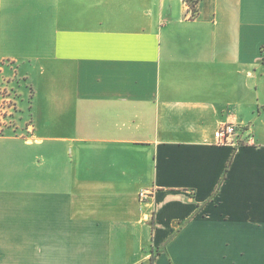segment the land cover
Masks as SVG:
<instances>
[{
	"label": "crops",
	"instance_id": "obj_1",
	"mask_svg": "<svg viewBox=\"0 0 264 264\" xmlns=\"http://www.w3.org/2000/svg\"><path fill=\"white\" fill-rule=\"evenodd\" d=\"M190 1L0 0V264H264V0Z\"/></svg>",
	"mask_w": 264,
	"mask_h": 264
},
{
	"label": "built area",
	"instance_id": "obj_2",
	"mask_svg": "<svg viewBox=\"0 0 264 264\" xmlns=\"http://www.w3.org/2000/svg\"><path fill=\"white\" fill-rule=\"evenodd\" d=\"M187 4L190 9V15L195 17L197 12L195 4L187 0ZM13 74L10 76L7 73H3V67L0 69V134L5 132H13L14 135H22L23 138L32 139L34 122L33 117L29 113V104L32 99V90L28 89V99L24 96V91L18 78L17 69H13ZM28 115H25V112ZM238 125L235 123H224L218 130L214 132L215 138L218 144H225L227 142H234V138L237 135ZM253 140H248L247 143H252ZM151 196V192L143 191L140 193L142 199H146Z\"/></svg>",
	"mask_w": 264,
	"mask_h": 264
},
{
	"label": "rangeland",
	"instance_id": "obj_3",
	"mask_svg": "<svg viewBox=\"0 0 264 264\" xmlns=\"http://www.w3.org/2000/svg\"><path fill=\"white\" fill-rule=\"evenodd\" d=\"M18 83H20L21 86H22L21 89L24 91V96H25V98L28 99V97H27L28 88H26V86H27L28 84L24 83V81H23L22 79H21V81H19ZM27 113H28V112L26 111V112H25V115H28Z\"/></svg>",
	"mask_w": 264,
	"mask_h": 264
},
{
	"label": "trees",
	"instance_id": "obj_4",
	"mask_svg": "<svg viewBox=\"0 0 264 264\" xmlns=\"http://www.w3.org/2000/svg\"><path fill=\"white\" fill-rule=\"evenodd\" d=\"M190 1V0H189ZM191 3H192V1H190ZM193 4V3H192ZM197 12V11H196ZM228 166H229V163L227 164V168H226V170L228 169Z\"/></svg>",
	"mask_w": 264,
	"mask_h": 264
}]
</instances>
